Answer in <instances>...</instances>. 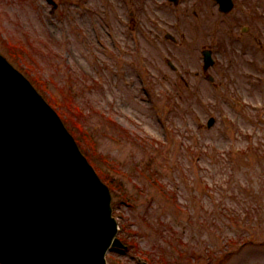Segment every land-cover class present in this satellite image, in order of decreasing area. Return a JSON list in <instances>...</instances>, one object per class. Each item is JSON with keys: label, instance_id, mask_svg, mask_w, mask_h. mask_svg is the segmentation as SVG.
Instances as JSON below:
<instances>
[{"label": "rangeland", "instance_id": "rangeland-1", "mask_svg": "<svg viewBox=\"0 0 264 264\" xmlns=\"http://www.w3.org/2000/svg\"><path fill=\"white\" fill-rule=\"evenodd\" d=\"M53 1L58 8L0 0V52L7 55L9 41L26 46L42 75L55 77L57 94H78L80 119L112 160L98 164L125 193L115 213L146 251L112 252L109 263L166 255L177 264H264V0H234L227 15L214 0ZM203 49L217 61L213 82L203 74ZM169 59L182 64L189 88ZM145 61L167 78L143 77ZM209 114L217 122L208 128ZM155 146L169 155L158 157L165 167L152 160ZM237 147L249 149L233 154ZM139 168L156 171L177 205Z\"/></svg>", "mask_w": 264, "mask_h": 264}, {"label": "water", "instance_id": "water-1", "mask_svg": "<svg viewBox=\"0 0 264 264\" xmlns=\"http://www.w3.org/2000/svg\"><path fill=\"white\" fill-rule=\"evenodd\" d=\"M9 69L0 58V261L101 264L94 246L108 247L112 233L98 225L109 190L93 196L99 182L74 138Z\"/></svg>", "mask_w": 264, "mask_h": 264}, {"label": "trees", "instance_id": "trees-1", "mask_svg": "<svg viewBox=\"0 0 264 264\" xmlns=\"http://www.w3.org/2000/svg\"><path fill=\"white\" fill-rule=\"evenodd\" d=\"M64 114L66 115V120H68L67 119V116L69 115L67 112H66V110H64ZM69 123H70V125H71V128H72V130H74V132H76V133H78V131L74 128V126L72 125V123H73V120H72V118L71 119H69ZM79 140H82V134H79ZM107 181H108V179H107ZM109 182V181H108ZM112 182V181H111ZM109 184H110V182H109ZM112 186V185H111Z\"/></svg>", "mask_w": 264, "mask_h": 264}, {"label": "bare ground", "instance_id": "bare-ground-1", "mask_svg": "<svg viewBox=\"0 0 264 264\" xmlns=\"http://www.w3.org/2000/svg\"><path fill=\"white\" fill-rule=\"evenodd\" d=\"M28 244H30V243H28ZM246 247V246H245ZM245 247H243V248H245Z\"/></svg>", "mask_w": 264, "mask_h": 264}]
</instances>
